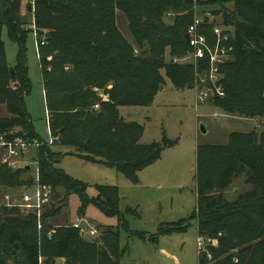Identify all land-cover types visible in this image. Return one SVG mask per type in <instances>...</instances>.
<instances>
[{
  "label": "trees",
  "instance_id": "trees-1",
  "mask_svg": "<svg viewBox=\"0 0 264 264\" xmlns=\"http://www.w3.org/2000/svg\"><path fill=\"white\" fill-rule=\"evenodd\" d=\"M231 1L233 10L207 9L216 16L222 13L223 23L231 31L227 33H231L232 57L223 68L226 96L213 103L229 115L264 118V0ZM222 2L35 0L38 41L46 43L39 48L40 69L50 129L60 138L57 144L73 148L72 154L83 160L117 169L137 183L139 173L176 142L164 139L143 144V128L125 122L119 108L152 105L165 76L177 89L194 87L193 63L174 64L173 60L191 52L185 35L196 6L204 12ZM23 3L0 0V106L9 113V117H0V135L12 133L44 142L25 103L32 90L27 39L34 25L22 14ZM118 12L126 18L134 45L118 27ZM170 14L175 15L171 24L166 22ZM203 26L212 37V26ZM5 32L18 48L14 66L7 61ZM33 157L40 182L53 188V197L60 188L66 197L79 195L83 207L87 206L88 185L59 168L63 154L43 145ZM1 159L2 150L0 264H56L58 259H64V264H120L129 249L121 248L118 231L104 230L101 240L90 244L73 224L52 223L59 209L52 204L43 212L41 229L36 214L4 206L5 195L31 185L33 177L26 179L30 171L13 170ZM240 176L250 189L230 201L224 194ZM196 180L198 204L189 219L161 228L156 236L134 231L132 236L157 242L162 235L186 233L195 220L198 237L215 240L218 248L211 251V262L199 255V264H264V133L235 132L226 145H198ZM98 190L95 204L109 216H121L119 189L102 186ZM64 201L66 198L60 203Z\"/></svg>",
  "mask_w": 264,
  "mask_h": 264
},
{
  "label": "rangeland",
  "instance_id": "rangeland-1",
  "mask_svg": "<svg viewBox=\"0 0 264 264\" xmlns=\"http://www.w3.org/2000/svg\"><path fill=\"white\" fill-rule=\"evenodd\" d=\"M23 1L22 14L28 22L34 25L35 0L34 4L32 1L30 7L28 6L30 0ZM207 9L211 11L233 10L234 5L231 0H223L219 6L211 5L206 7ZM174 16L168 15L166 22L171 24ZM218 17L219 22H223L222 13L218 14ZM117 23L127 40L134 45L126 18L120 12L117 13ZM224 28L226 32L230 31L226 25ZM34 33L35 31H30L27 39L32 90L25 97V103L40 139L48 143L51 141V131L48 129L49 116L40 69V55L37 54ZM226 34L229 35L230 41L231 33ZM3 40L8 64L14 66L18 51L17 45L10 41L7 32L3 34ZM169 58L170 56H167V60ZM111 87L112 85L109 86L110 89ZM100 96L103 98V91H100ZM119 113L125 122L135 123L143 128L141 139L143 144L161 143L167 139L176 142L175 145L165 149L158 161L142 170L138 175V182L134 183L117 169L110 168L103 163L83 160L72 154L73 148L63 147L56 143L52 146L53 150L63 154L59 168L74 179L88 185L87 197L90 202L83 207V201L79 195L71 194L66 197L64 190L56 189V196L54 195L49 205L52 204L54 208L59 209L52 223L58 226L70 225L77 219L83 218L86 220L83 227L88 226L98 231L95 241L101 240L104 230L112 228L118 231L121 248L128 247L129 249L120 264H199L200 248L195 220H191L186 233L162 235L158 237L157 242L150 239L142 241L132 236L131 232H143L152 237L156 236L161 228L189 219L198 204L196 180L198 145H226L230 135L235 132L264 133V118L229 115L214 106V103L196 106L195 88L177 89L166 76L152 105L120 107ZM0 117H9L5 106H0ZM202 126L205 127L206 133L202 131ZM33 156L34 151L30 152V157L34 159ZM31 165L32 170L26 176L28 180L37 173L36 166ZM102 186L119 189L121 216H109L95 204L94 200L99 194L98 187ZM24 188H31V185L24 184ZM23 189L13 190L9 195L19 200L23 196ZM249 189L250 186L245 183V177L240 176L234 180L224 195L226 199L233 201ZM64 198L66 201L60 203V200ZM15 208L24 212L20 207ZM80 234L82 236V233ZM43 261L44 259L41 260ZM63 262L65 263V260L58 259L56 264H64Z\"/></svg>",
  "mask_w": 264,
  "mask_h": 264
},
{
  "label": "built area",
  "instance_id": "built-area-1",
  "mask_svg": "<svg viewBox=\"0 0 264 264\" xmlns=\"http://www.w3.org/2000/svg\"><path fill=\"white\" fill-rule=\"evenodd\" d=\"M193 1L197 4V0ZM218 18L209 10L199 12L196 6L194 21L187 32L189 35L188 45L191 47V52L184 58L173 60L174 64L193 63L195 67L196 106L213 103L215 99L226 96L223 84V68L232 56L231 49L228 46L229 35L226 34L223 22H219ZM205 24L212 26V37L207 33L206 26H203ZM33 31H35L37 54L39 55L40 46H44L46 43L45 41H38V33L35 27H33ZM96 108H99V105ZM48 129L51 131L49 121ZM11 134L3 133L0 135L1 163L13 170L24 169L26 166L34 164L37 168V173L33 177L31 188L23 189L24 193L21 199L18 200L7 194L4 197L3 204L9 208L20 207L26 214H36L39 228L41 229L43 212L52 200L53 188L40 182L38 164L37 161L30 157V152L43 145L53 146L60 142V138L50 132V142H31L24 137H14ZM83 224H86V221L80 218L73 224V227L80 229L82 236L90 235L95 238L98 231L88 226L87 228L83 227ZM198 245L200 248L199 255L201 257L205 256L211 262L213 259L211 251L206 248L208 245H215V240L199 236Z\"/></svg>",
  "mask_w": 264,
  "mask_h": 264
},
{
  "label": "water",
  "instance_id": "water-1",
  "mask_svg": "<svg viewBox=\"0 0 264 264\" xmlns=\"http://www.w3.org/2000/svg\"><path fill=\"white\" fill-rule=\"evenodd\" d=\"M30 10H32V8H30ZM185 40H186V42L188 44L189 43V35L188 34L185 35ZM201 129H202V131L204 133L207 132L204 126H202ZM25 169H27L28 171H31L32 167H31V165H28V166L25 167ZM84 238H85V241H87L90 244H94L95 243L93 238L90 235H85ZM206 249L209 250V251H216L218 248H217L216 245H208Z\"/></svg>",
  "mask_w": 264,
  "mask_h": 264
},
{
  "label": "crops",
  "instance_id": "crops-1",
  "mask_svg": "<svg viewBox=\"0 0 264 264\" xmlns=\"http://www.w3.org/2000/svg\"><path fill=\"white\" fill-rule=\"evenodd\" d=\"M77 220H78V219H77ZM77 220H76V221H77ZM84 220H85V219H84ZM85 221H86V220H85ZM73 224H74V223H73ZM92 238H93V240H94V242H95L96 239H95L94 237H92ZM60 261H64V260H61V259H60ZM63 263H64V262H63ZM57 264H58V263H57Z\"/></svg>",
  "mask_w": 264,
  "mask_h": 264
}]
</instances>
